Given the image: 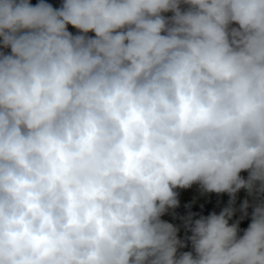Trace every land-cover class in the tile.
<instances>
[{
    "label": "clouds",
    "instance_id": "9594fccd",
    "mask_svg": "<svg viewBox=\"0 0 264 264\" xmlns=\"http://www.w3.org/2000/svg\"><path fill=\"white\" fill-rule=\"evenodd\" d=\"M0 49V264H264V0H0Z\"/></svg>",
    "mask_w": 264,
    "mask_h": 264
},
{
    "label": "rangeland",
    "instance_id": "374dc122",
    "mask_svg": "<svg viewBox=\"0 0 264 264\" xmlns=\"http://www.w3.org/2000/svg\"><path fill=\"white\" fill-rule=\"evenodd\" d=\"M3 50V49H0ZM9 51V50H3ZM242 177L245 179L248 176L247 171H242L240 173ZM178 191V199H179V207L175 210H170L168 213L164 214L161 219L172 223L173 225L180 227L179 237L181 239L185 238V229L183 227V221L180 217H185L188 215L189 212L195 213L193 219H198L200 216H208L209 214L215 212L219 214L225 207L228 206V201L230 199L227 193L217 194V193H203L199 187V185H193L191 188L188 189H177ZM245 199L249 200L250 205L253 204L254 198L249 196L245 189H240L236 193V202L235 208L237 209L235 215L229 221L231 225L235 221L240 219L242 213L239 211L240 205L243 203ZM190 206V207H188ZM173 211L175 215H173ZM248 215L243 219L240 220L239 229L243 230L247 229L249 224L251 223V214H252V207L248 208ZM187 235H191L190 232ZM186 247L182 248L184 252H193L195 255L194 250L192 248L190 241H185Z\"/></svg>",
    "mask_w": 264,
    "mask_h": 264
},
{
    "label": "trees",
    "instance_id": "16d2710c",
    "mask_svg": "<svg viewBox=\"0 0 264 264\" xmlns=\"http://www.w3.org/2000/svg\"><path fill=\"white\" fill-rule=\"evenodd\" d=\"M30 2H31L33 5H35L36 3L39 2V0H30ZM45 2L50 3V4L53 5V7L58 8V7H60V5H61V3H62V0H45ZM182 7H186V6H182ZM165 15H167V16H171L172 14H171V13H166ZM68 30H69L70 32H72L73 34H76V33H77V30L74 29L71 25L68 26ZM88 35H89V36H94V33H89ZM9 51H10V50H9ZM243 233H244V230H243V228H242V229L238 232V236H242ZM178 252H184V251H183L182 249H179Z\"/></svg>",
    "mask_w": 264,
    "mask_h": 264
}]
</instances>
